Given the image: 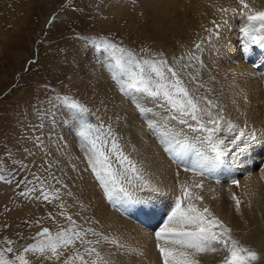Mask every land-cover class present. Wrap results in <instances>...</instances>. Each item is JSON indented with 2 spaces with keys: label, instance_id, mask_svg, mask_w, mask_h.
Here are the masks:
<instances>
[{
  "label": "rangeland",
  "instance_id": "374dc122",
  "mask_svg": "<svg viewBox=\"0 0 264 264\" xmlns=\"http://www.w3.org/2000/svg\"><path fill=\"white\" fill-rule=\"evenodd\" d=\"M197 1H200L201 7L199 19H204L201 28L198 31L184 30L182 26L186 24L185 22L179 26L180 35L166 36L161 30L150 28L153 15L148 17V25L145 24L147 18L143 9L146 5L144 0H0V251L12 247L11 253H5L8 259H15L17 255L23 253L29 264H63L64 260L75 252L84 253L86 247H95L105 258L109 251L112 252V256H124L119 250L124 248L127 240L121 236L123 231L121 228L115 225L117 229L112 227L106 231L108 227L106 226L102 232L98 225L95 224L97 228L92 225L97 208H101L94 202V198L103 197L107 204L111 202L110 210L120 219L122 217L118 214L120 205H114L113 202H121L126 194L128 196L125 202L128 200L130 204L128 212H132L134 207L138 209V202L134 201L130 194L142 196L153 193L152 190L157 189L161 192L169 189L172 198H176L184 180L191 181L189 189L194 196L199 194L206 198V202L193 199L192 202L197 208L207 207L211 214L209 218L217 217L216 219L231 230V236L238 240L240 245L257 251L250 244L259 240L260 245L264 243V216L253 218L250 208L247 210L246 203L241 199L244 195L249 196L248 188L251 186L244 178L255 171L261 173L263 170L264 153L259 157L255 155L259 153L258 150L252 149L258 139L245 144L250 148L249 152H255L251 153L252 156L241 148L238 157H242L232 161L231 170V165L228 167L227 164L228 168L223 167L221 174L218 172L213 174L216 180H208L210 175L206 174L207 176H204L206 182L204 179L177 170L175 164L174 173H171L172 165L167 159L166 145L161 142L162 138L171 135L182 142L187 141L193 148L198 146L204 151L206 145L202 143V134L193 132L188 124L172 119L168 114L169 109L160 106L162 102L158 103L138 94L137 100L145 109L141 113L132 98L120 92L113 79V72L118 71L116 57L121 54L111 48L97 47L107 41L132 53L137 60L166 61L167 66L178 71L190 94L199 99L202 109L209 108L207 101L202 99L206 97L215 105L211 108L213 116L223 115L222 131L218 136L224 138L226 144L239 134L238 131L228 133L224 130L227 127L226 121L239 125L238 128L241 125L246 134L252 132L256 126L261 127L264 134L262 126L264 121L255 120L254 126L252 124L244 126L243 122L246 119L242 117L243 110L234 111L235 109L227 104V100L222 98L223 79L217 77V63L239 68L240 58L227 62L223 60L222 52L225 50L226 54L229 53V58L233 57L232 40L239 52L244 48L245 38L241 33L244 20L238 17L242 5L239 0ZM245 2L256 11H264V0ZM178 5L179 0H157L151 6L156 10L155 15L160 13L167 20L164 22L174 27L178 18L175 15L180 13ZM114 6L117 7L116 12L119 14L112 18L111 11ZM223 8H228L229 11L226 13L220 11ZM232 8H236L237 13H233ZM224 21H227V24ZM229 37L233 39L230 38L228 41ZM211 44L219 49L214 58L216 63L210 66L206 57ZM197 45L200 47L197 48ZM256 46L249 45L248 50L244 49L242 53L254 55ZM259 49L260 52H264V49L260 47ZM254 56L252 61L255 66L254 73L257 77H264V66L261 64L264 63L262 62L264 56L261 53ZM212 67H215L214 70ZM252 79L254 82L247 89V94L250 92L251 96L246 99L251 108L254 107V112L261 114L264 112V99L258 101V97H264V80ZM235 85L236 83L232 84L233 89ZM255 95L257 99H252L251 97ZM64 96L78 101L87 108V113L82 114V120L77 119L78 114L62 103L61 98ZM229 106L234 110L230 111ZM248 114V118H252L254 113ZM201 116L205 122L210 119L206 113H201ZM234 116H237L236 119ZM238 116L242 118L238 120ZM149 121L156 124L157 128H150ZM256 122L258 124H255ZM188 123L195 124L191 120ZM82 124L90 127L93 136H100L102 141H108L102 150L109 155L113 169L122 171L116 153L111 150L114 136L123 155L133 161L140 170L142 179H134L132 183H128L127 179H121L118 186L113 188L109 185L106 190L89 166L88 145L79 134ZM109 128L113 136L107 134ZM253 132L257 136V129ZM193 148L187 152V158L194 155L196 159ZM229 149L227 162L230 158H236L240 144L238 146L229 144ZM160 155L164 156V159ZM246 156L254 161L250 170L245 167L239 168V163L244 161ZM144 160L152 162V165L151 163L144 165ZM178 163L191 166L188 165L187 159ZM157 168L158 170H155ZM37 176L40 180L35 178ZM234 179L238 180L239 184L232 183ZM257 181L253 184L254 190L251 192L264 189V179L260 178ZM97 187L101 190L99 191ZM33 188L36 190L30 191ZM121 188L124 191H121ZM42 190L50 194L48 200L37 199L41 196ZM22 192L27 194L21 195ZM89 193H94L95 197ZM262 196L264 194L260 196L264 202ZM89 200L91 203H88ZM236 200L240 201L239 210ZM184 203L187 204V200ZM260 205L261 211L264 212V203ZM162 209L168 211L169 208L165 206ZM161 214L158 213V216ZM68 216L72 218L71 221L67 219ZM104 220L105 218L99 216V224L103 225ZM126 220L133 219L128 216ZM162 225L159 224L157 229L150 233L156 232ZM38 228H47L52 235L62 229L70 230V235L80 232L83 241L92 242L99 240L97 236L99 234L111 235L109 240L117 241L123 247L119 248L117 244L110 242L108 246L111 248L104 250L107 245H103L101 241L99 244L88 245L77 239L73 245L58 250L63 253L59 260L46 259L50 253L45 255L24 253L23 250L28 245L45 240V236H37ZM146 230L148 231V228ZM6 240L13 243L9 245ZM226 255L227 252L224 250L208 252L200 254L199 261L200 264H222ZM84 257L91 264L95 254L89 256L85 253ZM118 261L116 259L113 264L126 263L123 259V263ZM74 264L80 262L75 261Z\"/></svg>",
  "mask_w": 264,
  "mask_h": 264
},
{
  "label": "snow or ice",
  "instance_id": "6c2138e0",
  "mask_svg": "<svg viewBox=\"0 0 264 264\" xmlns=\"http://www.w3.org/2000/svg\"><path fill=\"white\" fill-rule=\"evenodd\" d=\"M239 3L242 8L238 13V17L244 20L241 28V33L245 38L243 47L246 50L249 45L255 44L264 49V11H256L250 8L245 0H239ZM220 11L226 13L229 9L223 8ZM231 11L237 13L236 8H232ZM224 23L227 24V21H224ZM97 47L111 48L114 52L121 54L116 57L115 64L118 71L113 72V79L119 86L120 92L131 97L141 113L145 109L137 100L138 94L151 98L158 103L162 102L160 106L169 109L168 114L172 119L179 120L182 124H188V127L193 132L202 134V143L206 145V150L197 151L196 159L191 161V168H185V171L191 170L200 175H213L222 167H227L229 144L236 146L257 139L255 132L246 134L243 128H238L231 121H226L227 127L224 130L228 133L234 131L239 133L234 136L229 144H226L225 139L218 136V133L222 131L221 122L224 120L223 115L213 116L211 108L215 107V105L211 100H207L206 97L202 99L207 101L209 108L202 109L199 99L194 98L190 94L178 71L167 66L166 61L137 60L132 53L126 52L125 49L118 48L107 41H104L102 45H97ZM196 47L199 48L200 45ZM61 100L66 107L78 114L77 119L82 120V114L88 111L84 105L70 97L64 96ZM201 113H206L210 119L205 122ZM189 120L194 121L195 124H189ZM148 123L150 128H157V125L151 121ZM79 134L88 145L89 166L97 180L100 181L106 190L109 185H112L113 188L118 186L121 179H127L128 183H132L134 179H142L136 164L123 155L111 128L107 130V134L113 136L111 150L116 153L117 162L121 166L122 171L113 169L109 155L102 150L103 146L108 143L107 140L102 141L100 136H93L90 127L86 124L81 125ZM161 142L166 145L165 151L176 156L178 162H182L187 152L193 147L187 141L182 142L171 135L162 138ZM35 178L40 180L38 176ZM217 182L219 183V179H217ZM28 183H31V181H28ZM40 183L42 186L43 181ZM232 183L239 184V181L234 179ZM196 186L201 187L202 185ZM35 190L33 188L30 191ZM120 190L124 191L123 188ZM181 193L175 198L174 206L171 208L163 226L154 233L157 241L156 248L160 253L163 264H200L197 259L198 255L219 250L227 252L222 264H256L260 256L255 250L240 245V242L231 236L230 229L215 217L209 218L211 214L208 212L207 207L201 211L192 202L193 199L202 200L203 197L194 196L187 185H181ZM26 194L24 192L21 193V195ZM49 195V193L42 190L41 196L37 197V199L48 200ZM185 200L188 201L187 204L184 203ZM236 204L237 210H239L240 201L236 200ZM67 219L69 221L72 220L70 216ZM217 229L220 230L217 231ZM69 231L62 229L52 235L47 228H44L37 236H45V240L28 245L23 252L39 253L40 255L50 253V256L45 257L46 259L54 258L59 260L63 253L58 250L73 245L77 239L88 245L100 243V241H83L80 232H74L70 235ZM104 239L107 238L105 237ZM6 243L11 245L13 241L6 240ZM112 243L117 244L119 248L123 247L117 241H112ZM12 251V247H7L0 251V264H17V262L19 264H29L23 253L17 255L15 259H8L5 253H11ZM85 253L89 256L95 254V259L91 261V264H113L111 260L105 259L95 247H86L84 253L75 252L72 256L65 259L63 264H74L75 261H79L80 264H89V261L84 257Z\"/></svg>",
  "mask_w": 264,
  "mask_h": 264
},
{
  "label": "bare ground",
  "instance_id": "6f19581e",
  "mask_svg": "<svg viewBox=\"0 0 264 264\" xmlns=\"http://www.w3.org/2000/svg\"><path fill=\"white\" fill-rule=\"evenodd\" d=\"M144 1H145V4L146 5L143 7V9L145 11L144 14H145V16L147 18V21L145 19V22H146L145 24L148 25V23H147L148 22V17L151 16V15H153L152 19L150 20V24H149V26H150V28L152 30H157V31L158 30H161L162 33H166V36H169L171 34H173V35H180L179 26L181 24L183 25L185 22H186V24L184 26H182V28L184 30H193V31L196 30V31H198L199 28H201V25H202L204 19H199V17H200V11H201L199 9V8H201V7H199L200 6V1H197V0H185V1L184 0H179L178 9H179L180 13L175 15V17H178V18H176V23H175V26L174 27L172 25H170L168 22H164V21H167V20H165V18L162 15H160V13L155 15L156 10L151 5L153 4V2H155L157 0H144ZM251 4H253V3H251ZM125 6H127L126 3H125ZM189 6H190V8H189ZM159 9H161V7H159ZM189 10H191V11H189ZM116 11H117V7L114 6V8H112V11H111V13H112V16L111 17L112 18L118 16L119 12H116ZM233 35H235V34H233ZM143 36H145V35H143ZM147 36L148 35H146V37ZM236 36H237V34H236ZM230 38L231 37L228 38V41H230ZM231 39H233V38H231ZM142 40H144V39H142ZM145 40H146V38H145ZM234 44H235V42L232 40L231 45L233 46V50L231 51V54H232L233 57L229 58L230 57L229 53L226 54V52L224 50L222 52V55L224 57L223 60H225L227 62H230L231 60H233L235 58H240L241 61H240L239 68H237L235 66L232 68V67L226 66L224 64H220V63H217V65H216L217 77L221 78V80L223 79V83H224V84L222 83V85H221V86H223L222 87L223 88L222 91L224 93V96L222 98L225 101L227 100V104H229L232 108L235 109V110L234 109H231L230 106H229V110L230 111H232V110L237 111L238 110V111L242 112V110H243L244 116L242 114V117L246 119V120L243 119L244 120V122H243L244 123V126H250V124H252L254 126L255 120L256 121H259V122L264 121V112L261 113V114H257L253 110L254 107L251 108L252 107L251 104H249L248 100L246 99V98H248V97L251 96V93L249 92L247 94V89L254 82V80L252 78H255L256 81H259V80L263 81L264 80V77L263 76H258L259 77L258 78L257 75H255L256 73H254L255 66H253L252 61L254 60L255 56L254 55H251V54H248V53H245V54L242 53L245 48H242L243 50L239 52L238 49H237V47ZM257 47L258 46H256L255 48L260 52L261 49H259V47L258 48ZM208 48L209 49H208L207 52H209V54H208V56L206 58L208 60V65L211 66V65H214L216 63V61L214 60V58H215L216 52L219 49V47L213 46V44H211ZM250 50H252V49L250 48ZM262 66H264V65H262ZM214 68L212 67L213 70H214ZM249 70L252 71V72H250ZM240 75H241V77H238ZM234 83H236V85L234 86V89H233L232 84H234ZM263 86H264V84H263ZM215 96L217 97V95H215ZM241 96H243V97H241ZM251 98L252 99H257V96L255 95V96H253ZM262 98L264 99V97H260L259 96L258 97V101H260L259 99H262ZM258 101H256V102H258ZM258 104H261V103L258 102ZM256 110H257V107H256ZM259 111H260V109H259ZM240 112H238V115H239ZM248 112H251L252 114L254 113L252 118H248L249 117L248 116L249 115ZM239 116H238V120H240L242 118V117L239 118ZM235 117H237V116H234L233 118H235ZM234 122H236V121L234 120ZM255 124H258V123L256 122ZM262 126H264V124ZM240 128H242L241 125H240ZM260 128L258 126H256L255 128L252 129V132H253V130H256L257 129V133H258L257 134L258 141H256V143L254 144V146H252V149L254 148V149L258 150L259 153L257 154L254 151H253V153L252 152H249V149L250 148L248 147V145H245L243 143L240 144V149H239V152L236 154V158L235 159H231L230 158L229 162H227L228 167H229V165H231L230 166V170L232 169V161H236V159L242 157V156L238 157V155L241 154V148H242V151H245L250 156H252V154L255 153V155H258L259 157H262V154L264 153V134H263V129H260ZM193 149L195 150V152L202 151L198 146H196ZM192 152H194V151H192ZM166 155L168 157L167 159L170 161V162L169 161L168 162L171 163V165H172V168L170 169V172L171 173L172 172L174 173L173 166L175 164V168L177 170H181L182 172L187 173L189 175L196 176V177H199L201 179H204V176L206 174L200 175V174L194 173L191 170L185 171V168H189L190 169L191 166H186V165H183L181 163H178L176 156H174L173 154H170L167 151H166ZM160 156H161L162 159H164L163 158L164 156H162V155H160ZM193 156L187 158L188 157V154H186V157H185L184 160L187 159V163L189 162L188 165H191V161H194L195 160V158ZM141 158H143V157H141ZM253 160H255V159L253 158ZM171 161H173V163ZM150 163L152 165V162H147V160H144L143 161V164L144 165H149ZM253 163H254V161H252V159L249 156H246V159L244 161H242V162L239 163L240 166L238 164L237 165L239 166V168L245 167L246 169L250 170V167H251V165H253ZM234 164H236V163H234ZM168 165H170V164H168ZM149 167L152 168L151 166H149ZM228 167H224V169L225 168H228ZM262 167H263V170H262L261 173H259L257 171H255L254 174H250V175L247 173L248 176H246V178H244V179L245 180L247 179L246 182L249 183V185H251L253 187L250 186V188H248L249 196L248 195H244V197L241 198L246 203L245 205H247V207H245V208L247 210H248V208H250V211L252 212V214H251L252 217L253 218H257V219L259 217L262 218L264 216V212L261 211V208L262 207L260 205L261 203H264V202H262V200L260 198V196L264 194V189H257L256 191H253V192H251V191L254 190V185L253 184L255 183V181L259 180L260 178H263L264 179V165ZM145 169H146V167H145ZM222 169H223V167L221 169L217 170V172L221 174L222 173ZM155 170H158V168L155 169ZM168 171H169V169H168ZM147 172H149V171H147ZM150 173H151V170H150ZM173 176L174 175H172V177ZM210 179L211 180L212 179L216 180V178L213 177V175H210V177L208 178V180H210ZM154 182H155V180H154ZM257 182H259V181H257ZM190 183H191V181H185L184 180V182H182L181 185H187L188 188H189V185H191ZM161 188H165V187H162L161 186ZM262 188H263V186H262ZM97 189L99 191L101 190V188H99V187H97ZM142 190H144V189H142ZM142 190L141 191L140 190H134V191H137V192H140L141 193ZM149 190L150 189H148V192H149ZM174 190H175V188H174ZM200 190H201V188H200ZM152 191H153V193L150 192L151 194H145V195H142V196L140 194H133V193L130 194L131 195L130 197H132V199L134 201L138 202V209H136L134 207V209L132 210V212H128V208L130 207V204H129L128 200H126L127 204L125 202V198L128 196V194H126L125 198L121 202H119V203H115V202L112 201L114 203V205H116V204L120 205V208L118 210V212H119L118 214H120L122 216L120 219L119 218H116L117 216L115 215L116 216L115 217L114 216V212L110 210V203L111 202L109 204H107L105 202V199L103 197H100L99 199H96L98 197L97 196L96 198H94L95 199L94 202L97 203V204H99V206H101V208L100 207H98V208L96 207L97 208V210H96L97 213L95 215L96 217L92 220V222H93L92 225L94 226V228H97V226H95V224H96V225L99 226L98 228H100V230L102 232H104L103 229H105L106 226H108L107 229H106V231H107V230L111 229L112 227L116 228L115 227V225H116L118 228H121L123 230V231H121V236L127 240L126 244L129 243V245H128L129 247L125 244L124 245V248L122 250H119V251H121L123 253L121 255H124V256H121V257H119L118 255L117 256H112L111 255L112 252L109 251L108 254L106 253L107 254L106 258L104 256L105 259H108V257H109V259L113 263H115V260L116 259L119 260L118 262H122V259H123L126 262L125 264H133V263L134 264H137V263H140V264H163L162 259H161L160 254H159V251L156 248L157 241H156V238H155V235H154L155 232L150 233V231L156 230L157 227L159 226V224H163L164 223V221L167 219V216H168L171 208L174 206L173 205V202H175V198H172V195H170L171 192L169 191V189H167L165 191H161V192L157 191V189L156 190H152ZM189 191H190V189H189ZM148 192H146V193H148ZM247 192H246V194H247ZM178 193H179V190H178ZM203 193H204L203 195L205 196V192H203ZM89 194L91 196L93 194L94 197H95V194L94 193H89ZM181 194L182 193L180 191V193L178 194V196L181 195ZM220 195H221V193H220ZM208 196H210V195H208ZM262 198H264V196H262ZM150 199H152V201ZM164 200H166L168 202H166ZM202 201L203 202H206V198L204 197L202 199ZM258 201H261V203L258 204L259 203ZM88 203H91V201L89 200ZM251 205H252V208H251ZM95 206H97V205H95ZM165 206H167V208H169L168 211H166V209H162ZM199 209L202 211L203 208L202 207H199ZM216 210H218V209H216ZM263 210H264V207H263ZM158 213H162V214L158 216ZM217 215H219L218 212H217ZM99 216H101L102 218H105V220L103 222V225H101V223L99 224V222H98ZM128 216L133 219V220H129V221H136V222H129V221H127L126 220V217H128ZM159 218H161V219H159ZM106 220H108V221H106ZM250 221H251V219H250ZM90 228L92 230H94L92 227H90ZM146 228H148V231L146 230ZM119 231H120V229H119ZM97 236L99 238L98 241H101L103 243V245L104 244L107 245V246H105V249L104 250H106V248H107V250H108V248H111V247L108 246L110 244V242L113 241L112 239L109 240L111 238V235L99 234ZM97 236H96V238H97ZM119 236H120V234H119ZM105 237L107 239H104ZM255 239H256V237H255ZM257 239L259 240V238H257ZM95 241H97V239ZM252 241H254V239ZM259 241H257V242L254 241L250 245L252 247H254V249H257L256 252L260 256V259L256 262V264H259V262H261V263L264 264V243L262 245H260V242ZM261 241H263V239ZM130 242H133V243L130 244ZM153 243H154V246L152 248ZM149 244H150V246H149ZM146 245L149 246V247L148 248H145V247H147ZM134 246H136V248H134ZM100 253H101V251H100ZM151 253H153V255ZM199 258L200 257L198 255L197 256V259L199 260ZM133 259H134V261H132ZM207 260L209 261V259H207Z\"/></svg>",
  "mask_w": 264,
  "mask_h": 264
}]
</instances>
